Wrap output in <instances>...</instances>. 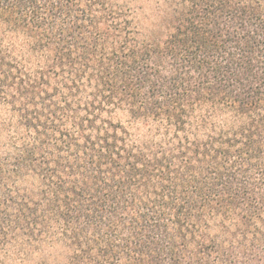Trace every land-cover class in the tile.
<instances>
[{
  "label": "trees",
  "instance_id": "obj_1",
  "mask_svg": "<svg viewBox=\"0 0 264 264\" xmlns=\"http://www.w3.org/2000/svg\"><path fill=\"white\" fill-rule=\"evenodd\" d=\"M0 264H264V0H0Z\"/></svg>",
  "mask_w": 264,
  "mask_h": 264
}]
</instances>
